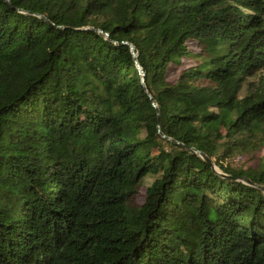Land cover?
<instances>
[{
    "label": "trees",
    "instance_id": "1",
    "mask_svg": "<svg viewBox=\"0 0 264 264\" xmlns=\"http://www.w3.org/2000/svg\"><path fill=\"white\" fill-rule=\"evenodd\" d=\"M261 71L264 0H0V264H264Z\"/></svg>",
    "mask_w": 264,
    "mask_h": 264
},
{
    "label": "rangeland",
    "instance_id": "2",
    "mask_svg": "<svg viewBox=\"0 0 264 264\" xmlns=\"http://www.w3.org/2000/svg\"><path fill=\"white\" fill-rule=\"evenodd\" d=\"M192 46L196 49L197 45L196 43H193ZM193 61L191 62H187L185 61L183 64V67L187 66L188 64L190 65ZM178 71L171 69L169 74H168V78L171 81H174L177 77ZM264 76V71H261L260 73L257 74V76ZM257 76L253 77V78H249L247 80V82L253 81L257 78ZM261 154H257L255 155V159L258 158ZM254 159V155H241V154H237L235 157L231 158L230 160H227L228 163L231 164L232 167L234 168H249V167H254L256 165V160ZM153 181V178L148 176L146 177L143 182H142V186L139 189V195L138 197L135 199V202L138 203H142L144 201V197H145V191H146V187L148 185L151 184V182Z\"/></svg>",
    "mask_w": 264,
    "mask_h": 264
},
{
    "label": "water",
    "instance_id": "3",
    "mask_svg": "<svg viewBox=\"0 0 264 264\" xmlns=\"http://www.w3.org/2000/svg\"><path fill=\"white\" fill-rule=\"evenodd\" d=\"M6 3L8 4L9 3V0H5ZM124 45L128 46L129 49H130V52L131 54L133 55V58H134V62H135V65H136V68H137V71L139 73V75L141 76V84L144 86V82H143V77H144V73L142 72L139 64L137 63V60H136V54L134 52V48L131 46V44H129L128 42H124L123 43ZM150 100H151V97H149ZM154 107H156V105H153ZM157 114H158V111H157ZM196 154L197 156H199L203 161H205L208 165H210L212 167V169L219 175H221L222 177H225V178H228V179H234V178H231L227 175H225L223 172L219 171L212 163L211 161L209 160V158L204 155L203 153L201 152H198L196 151ZM236 180V179H235ZM237 180L239 181H242L243 183L247 184V185H251V186H254L256 188H258L260 191H262L264 193V187H261V186H257V185H254L252 184L247 178H244V177H240V178H237Z\"/></svg>",
    "mask_w": 264,
    "mask_h": 264
}]
</instances>
